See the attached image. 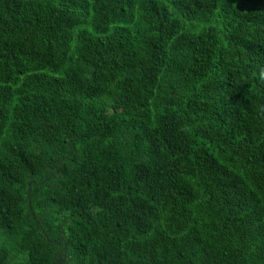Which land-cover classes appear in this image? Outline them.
<instances>
[{"label":"trees","instance_id":"trees-1","mask_svg":"<svg viewBox=\"0 0 264 264\" xmlns=\"http://www.w3.org/2000/svg\"><path fill=\"white\" fill-rule=\"evenodd\" d=\"M0 264H264V0H0Z\"/></svg>","mask_w":264,"mask_h":264}]
</instances>
